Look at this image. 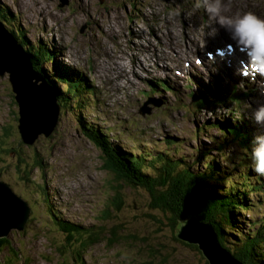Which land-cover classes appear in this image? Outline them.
<instances>
[{"label":"rangeland","instance_id":"rangeland-1","mask_svg":"<svg viewBox=\"0 0 264 264\" xmlns=\"http://www.w3.org/2000/svg\"><path fill=\"white\" fill-rule=\"evenodd\" d=\"M231 1L224 0L226 15L251 11L264 17V0ZM0 8L6 24L25 31L24 42L47 46L54 60L42 69L50 78L64 71L84 81L89 93L77 96L83 101L81 119L137 155L157 154L167 141L176 139L182 156L188 157L203 143L194 139L196 123L216 119L233 123L240 115L250 121L255 107L264 103V95L257 97L264 77L260 83L250 78L242 82L240 72L227 61L214 54L210 57L214 46L205 37L208 29L203 25L213 22L203 8H194V0H0ZM185 12L192 14L185 18ZM213 26L217 29L214 36L219 35L221 27ZM8 78V74L0 77V139L7 129L4 148L10 152L1 155L0 183L21 197L31 213L24 229L12 227L7 234L11 245L0 251V264H79L78 244L63 245L64 234L49 221L50 210L64 222L102 226L106 232L100 242L82 252L84 264H207L198 251L176 239L177 227L172 229L166 214L148 206L143 189L124 190L127 200H122L118 210H108L112 190L119 183L102 168V153L83 136L67 103L60 107L50 136L22 143ZM57 83V90L65 88L63 79ZM232 89L245 97L244 109H237ZM203 97L206 106L196 108L193 101ZM213 100L226 101L207 106ZM254 126L264 131V126L252 122L253 135L258 132ZM206 131V136H222L215 129ZM205 145L211 146L207 139ZM214 152L211 157L216 156ZM36 156L42 166L32 171L35 187H30L17 178L16 163L25 159L32 164ZM246 162L243 165L252 174L251 191L259 186L254 179L264 177L252 171L251 159ZM260 188L256 204L261 208L250 215L255 219L264 216V189ZM5 193L0 188V200ZM44 196L51 203L47 208ZM132 202L138 213L135 206L127 209Z\"/></svg>","mask_w":264,"mask_h":264},{"label":"trees","instance_id":"trees-1","mask_svg":"<svg viewBox=\"0 0 264 264\" xmlns=\"http://www.w3.org/2000/svg\"><path fill=\"white\" fill-rule=\"evenodd\" d=\"M3 13L4 10L0 8V21L3 26L21 44V48L29 56L33 69L39 72L51 86L59 107L67 103L66 107L69 108L71 115H75L83 136L102 153V168L119 183L112 190L113 197L108 210H118L122 200L124 202L127 200L126 196H123L124 190L141 188L148 196V206L166 214V220L172 229L178 225L179 221L194 215L197 220L208 223L212 227L219 244L237 260L244 264H264V216L256 219L250 216L255 208L258 207V210L259 207L261 208L256 204V197L260 195L258 187H261L260 189L264 187L261 186L262 179L259 178L258 181L254 179L259 186H255L250 191L248 186L252 174L250 167L243 165V162L251 159L253 132L249 128L251 122L248 118L245 119L240 115V118L237 117L233 123L219 119L213 122L207 120L206 124H203L205 122L196 123L194 139L202 141L201 144L204 146L201 148L200 144L188 157L182 156L180 142L176 139L167 141L164 149L157 150V154L137 155L130 150H124L114 144V139L109 140L106 132L98 130L95 125L85 122L79 116L83 101L77 96L83 92L89 93L84 81L64 71H60L55 79L50 78L42 69L44 63H51L54 60L47 46L42 43L31 45L27 40L24 42L25 31L13 29V23L6 24L4 17L2 19ZM58 79H63L65 82V88L60 91L56 88V86L60 88ZM231 97L238 106L237 109H244L241 106L244 104L243 97L238 96L233 89ZM205 99L199 100L195 106L198 109L205 107ZM224 101L226 100L208 102L207 106L222 104ZM208 129L217 130L222 134L221 138L216 134L206 136ZM4 134L5 138L0 139V163L1 155L10 153L4 148L6 138L9 136H7V129ZM206 139L211 144L209 149L205 145ZM214 149L217 152H214L216 156L211 157L210 153ZM233 160L234 165H232ZM32 162L30 164L25 159H18L16 171L19 174L17 178L22 184L35 187L34 182L30 180L31 173L34 169L39 170L42 165L37 156ZM236 162L239 163L236 164ZM246 165L249 164L246 162ZM250 195L253 196L250 197ZM46 199L47 196H44L43 201ZM131 206H135V203H129L127 209L129 210ZM50 212L53 216L48 217L49 221L64 234L63 245L78 244L76 245L79 247L76 253L77 260L79 264H84L82 252L100 242L101 235L106 232L102 226L84 227L64 222L53 211L50 210ZM134 212H139L137 206ZM102 216L101 214V219ZM109 232L115 233L114 230ZM173 241L178 242L174 237ZM10 245L7 237L0 238V251L5 247L9 248ZM185 246L197 251L194 246L186 244ZM63 247L60 248V253ZM151 257L156 259L157 255L153 254Z\"/></svg>","mask_w":264,"mask_h":264},{"label":"water","instance_id":"water-1","mask_svg":"<svg viewBox=\"0 0 264 264\" xmlns=\"http://www.w3.org/2000/svg\"><path fill=\"white\" fill-rule=\"evenodd\" d=\"M4 38L5 43L1 42ZM4 74L9 75L21 142L34 143L41 135L50 136L57 125L60 110L57 98L42 75L33 69L29 56L15 37L0 26V77ZM0 188L6 192L5 199L1 196L0 200V238H6L12 227L24 229L31 211L8 186L0 183ZM208 225L190 215L178 222L175 237L188 246H194L207 264H243L219 244L214 230Z\"/></svg>","mask_w":264,"mask_h":264},{"label":"clouds","instance_id":"clouds-1","mask_svg":"<svg viewBox=\"0 0 264 264\" xmlns=\"http://www.w3.org/2000/svg\"><path fill=\"white\" fill-rule=\"evenodd\" d=\"M194 8H203L208 20L213 22L203 25L208 29L207 35L214 36L217 29L213 25H219L228 33L237 48L244 52L250 77L252 79H255L256 75L264 77V17L251 11L226 15L224 0H194ZM174 14L179 16L180 11ZM191 14L185 12L184 16L188 18ZM261 95H264V91ZM251 120L255 125L264 126V103L255 107L251 113ZM251 144L252 171L264 177V131L255 133Z\"/></svg>","mask_w":264,"mask_h":264},{"label":"bare ground","instance_id":"bare-ground-1","mask_svg":"<svg viewBox=\"0 0 264 264\" xmlns=\"http://www.w3.org/2000/svg\"><path fill=\"white\" fill-rule=\"evenodd\" d=\"M229 15V14H228ZM1 23V22H0ZM2 24V23H1ZM199 25V24H198ZM203 25V24H202ZM1 27H2V29H4L5 30V27L3 26V24L2 25H0ZM195 27V26H194ZM201 28V27H200ZM199 28V29H200ZM203 28V27H202ZM194 29V28H193ZM192 29V30H193ZM221 30H222V32H220L219 33V35H217V36H212L213 37V39H214V41H213V43H212V45L213 46H219V45H221V44H224V43H226V44H232L234 41H232L230 38H229V35H228V33L223 29V28H221ZM203 31H201V33H202ZM219 32V31H218ZM198 33V32H197ZM217 34V33H216ZM198 35V34H197ZM203 38V37H202ZM176 45V44H175ZM189 45V44H188ZM194 46V45H193ZM129 51H131V50H129ZM153 51V50H152ZM184 51V50H183ZM219 51H224V56L225 57H227V58H229L230 60H231V62L233 63V61L237 58V57H240V56H243L244 54H239L238 52H237V50H235L234 49V51H233V53H232V50L230 49V50H227V49H225V48H223V47H221V48H219ZM228 51H230L231 52V55H228ZM149 52H151V51H149ZM195 52V51H194ZM193 52V53H194ZM215 52H216V49H214V52L213 53H210V57L212 56V54H214L215 55ZM196 53V52H195ZM207 53V52H206ZM153 57V56H152ZM156 57V56H155ZM209 57V58H210ZM215 57V56H214ZM96 58V57H95ZM107 58V57H106ZM207 59V58H206ZM161 61V60H160ZM213 61V60H212ZM216 61V60H215ZM226 61V60H225ZM238 61V60H237ZM197 62H198V60H197ZM200 62V61H199ZM231 63V64H232ZM246 63L245 62H243L242 61V63H239L238 62V65H239V67L238 68H235V70L236 71H238V72H240V74H242L243 73V71H245V69H246V67H248V65H245ZM194 65V64H193ZM97 67H99V66H97ZM206 67H207V65H206ZM124 68V67H123ZM195 68H196V66H195ZM199 68V67H198ZM203 69V68H202ZM199 71V70H198ZM230 71V70H229ZM123 72V71H122ZM123 74V73H122ZM185 74V73H184ZM226 75V74H225ZM202 78V77H201ZM166 80V79H165ZM252 81V80H251ZM169 83V82H168ZM180 83H181V81H180ZM249 84V83H248ZM164 85V84H163ZM168 85H170V84H168ZM199 85V84H198ZM191 86V85H190ZM189 86V87H190ZM192 87V86H191ZM199 89V88H198ZM168 90V89H167ZM222 90V89H221ZM171 91V90H170ZM252 91V90H251ZM262 91H264V86H260V88L258 89V91H257V95L258 96H262L261 95V92ZM169 92V91H168ZM216 94V93H215ZM219 94V93H218ZM213 96V95H212ZM255 99V98H254ZM262 99V98H261ZM210 101V100H209ZM261 101V100H260ZM229 110V109H228ZM228 114V113H227ZM201 116V115H200ZM218 116V115H217ZM243 123V122H242ZM237 125V124H236ZM237 128V127H236ZM253 128H255V126L253 127ZM114 144L115 145H117L118 146V144L116 143V142H114ZM261 186L262 187H264V178L262 179V182H261ZM46 197V196H45ZM50 202V200H49V197H47V199L45 200V202H44V205H45V208H47V206L49 205V204H51V203H49ZM2 223V220H1V218H0V225H2L1 224ZM9 234V233H8Z\"/></svg>","mask_w":264,"mask_h":264}]
</instances>
